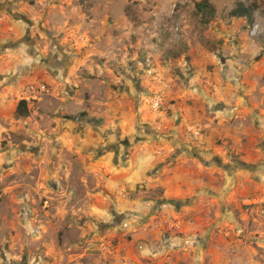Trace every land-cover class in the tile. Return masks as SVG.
I'll list each match as a JSON object with an SVG mask.
<instances>
[{"label":"crops","instance_id":"crops-1","mask_svg":"<svg viewBox=\"0 0 264 264\" xmlns=\"http://www.w3.org/2000/svg\"><path fill=\"white\" fill-rule=\"evenodd\" d=\"M3 1L11 10L0 15V43H8L0 46V142L24 136L29 191L47 199L31 221L63 231L60 242H44L45 263L264 264V208L254 205L264 196V0H208L216 18L203 34L185 19L203 0H147L160 14L176 7L178 55L125 15L73 33L75 48L63 38L47 50L28 29L22 37L21 25L29 15L49 32L69 30L59 5L46 0L42 16ZM237 2L258 3L251 24L223 15ZM87 54L104 62L89 64ZM32 83L49 92L21 121L17 86Z\"/></svg>","mask_w":264,"mask_h":264},{"label":"rangeland","instance_id":"rangeland-1","mask_svg":"<svg viewBox=\"0 0 264 264\" xmlns=\"http://www.w3.org/2000/svg\"><path fill=\"white\" fill-rule=\"evenodd\" d=\"M23 1L25 4L32 5L40 15H48L49 7L48 2H52L58 6V12L65 21L68 22L69 30L61 32L59 35L49 32L44 24V19L35 22L32 16L26 15V19L31 23H23L21 26V36L23 37L28 29V33L35 37L36 42L39 43L41 48L47 50H56L54 45L59 46L63 38H67L68 42L63 43L66 47L76 46L75 35H83L86 32H91L96 27H101L102 30L106 29L107 24H113V20L118 21V16L125 15L135 28H143V31L150 35L151 39H163L167 45L166 51L170 50L173 55L176 52L178 55L182 51V44H180V23L176 20V7L164 11L160 14L151 5V1L147 0H111L113 5L110 10L101 8L96 5L100 0H13ZM176 4V0L170 2ZM47 4V6H46ZM260 7L262 14L264 13V5L256 2H248ZM63 5V6H62ZM10 11L9 3L6 6L2 0L0 2V15H6V11ZM224 16H228L226 11L222 12ZM112 17L108 21V17ZM110 17V18H111ZM216 18V11L213 19ZM98 19L101 22H98ZM178 19V18H177ZM185 19L188 22L189 28L199 34H203L207 30V26L200 23L198 15L192 9L187 10ZM32 20V21H31ZM124 29V22L119 26ZM32 29V30H31ZM46 32V35L42 34ZM91 36V34L89 35ZM21 37V38H22ZM23 42V40H21ZM2 47L7 46L8 43H0ZM83 48L73 49L72 63H75V56L79 52H83ZM2 50V48H0ZM174 51V53H173ZM82 57V53H79ZM23 56V54H22ZM24 57V56H23ZM26 60L27 58L24 57ZM89 64H101L104 61L100 60L95 55L87 54ZM5 63L0 66L2 69ZM0 69V70H1ZM7 84V83H6ZM9 84V83H8ZM22 85L17 86L19 95L17 99L22 98ZM9 86V85H8ZM21 101V99L19 100ZM38 102L27 103V111L25 115H17L21 121H25L29 116V108L33 109ZM24 136L8 138L0 142V264H46L45 263V248L44 242L54 241L60 242L63 238V231L57 226L53 230L42 231L36 222L31 221L32 210L37 209L38 215L41 217L43 206L47 199L34 197L30 193V187L34 186L29 172V159L27 156V149L21 148L18 145L20 140H24ZM26 140V139H25ZM27 146V145H26ZM21 156V158H20ZM19 158V159H18ZM20 160V161H18ZM20 162L21 169L16 170ZM15 169V171H14ZM261 208V207H260ZM38 232V233H37ZM42 234L43 237H39ZM37 241V242H35Z\"/></svg>","mask_w":264,"mask_h":264},{"label":"built area","instance_id":"built-area-1","mask_svg":"<svg viewBox=\"0 0 264 264\" xmlns=\"http://www.w3.org/2000/svg\"><path fill=\"white\" fill-rule=\"evenodd\" d=\"M49 92V87L44 83H32L29 85H26L22 89V98L21 101H25L26 103H34V102H40L46 94ZM164 104L163 98L159 95H154L151 98L150 107L153 110H159ZM74 122L78 124H82L84 122V119L82 117H75L73 119ZM91 119L86 120V123H90ZM189 133L191 134L192 138H197L199 136V132L194 129H189ZM254 205L264 208V196L260 197L256 200ZM190 242H186V244H189ZM185 244V243H184ZM165 264H173V261H171L170 257H167Z\"/></svg>","mask_w":264,"mask_h":264},{"label":"trees","instance_id":"trees-1","mask_svg":"<svg viewBox=\"0 0 264 264\" xmlns=\"http://www.w3.org/2000/svg\"><path fill=\"white\" fill-rule=\"evenodd\" d=\"M194 9L196 15H198L200 23L207 25L214 17L215 10L212 5L209 4L208 0H203L199 3L194 4ZM259 9L258 6L253 4L244 5L237 2L234 8L228 13L229 17L243 18L247 24H251L253 14ZM18 115H25L27 111V103L25 101H19L18 106ZM92 122V120H91Z\"/></svg>","mask_w":264,"mask_h":264}]
</instances>
